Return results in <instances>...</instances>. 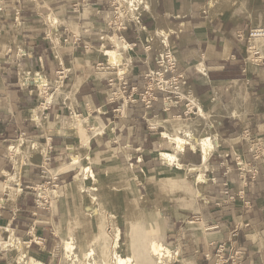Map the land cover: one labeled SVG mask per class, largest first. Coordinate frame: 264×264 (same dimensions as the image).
Listing matches in <instances>:
<instances>
[{"label": "crops", "instance_id": "obj_1", "mask_svg": "<svg viewBox=\"0 0 264 264\" xmlns=\"http://www.w3.org/2000/svg\"><path fill=\"white\" fill-rule=\"evenodd\" d=\"M145 1L150 7L114 30L115 0H0V239L11 232L42 264H62L56 231L64 204L75 205L64 189L76 171L68 161L88 154L93 171L119 174L120 243L127 227H155L174 264H264V40L250 35L264 28V0ZM111 33L130 49L100 72L102 46L116 45ZM168 50L185 77L180 98L166 104L158 91L147 108L139 92ZM28 72L43 79L28 83ZM111 78L127 84L119 99ZM188 107L207 115L188 117ZM75 115L82 124L72 125ZM179 133L187 142L177 168L158 153L176 150L169 136ZM207 135L219 144L205 165L191 142ZM243 166H255L256 177ZM44 186L62 190L46 208L36 202ZM13 259L0 247V264Z\"/></svg>", "mask_w": 264, "mask_h": 264}, {"label": "rangeland", "instance_id": "obj_2", "mask_svg": "<svg viewBox=\"0 0 264 264\" xmlns=\"http://www.w3.org/2000/svg\"><path fill=\"white\" fill-rule=\"evenodd\" d=\"M119 1L121 3L119 11L121 17H123L126 13L129 18L135 17L134 12H141L146 9L143 8L142 5L139 9H135L129 4V1ZM110 36L116 35L115 33H111ZM106 37V39L110 38L109 36ZM263 38L264 37H260L254 41L259 42V40H264ZM122 44V42L118 44L116 43L117 47L107 46V48H116L119 54L121 52L123 57V55H127L129 49H124ZM254 59L253 55L250 54L249 60L252 61ZM108 67L111 68L113 66H109L108 64L100 65L98 67V71L102 72V70H105ZM24 75L25 81L28 83L35 82V79L32 77V73L30 74V72H28ZM30 149L36 153L40 152L43 154L45 152L43 147L38 150H34L30 146ZM12 151L16 154L21 153V146L18 145L14 147ZM71 152H81L80 147H75L70 151V153ZM74 155L75 153L71 154L72 158ZM87 155L88 154L84 155L82 158L79 156L81 158V162L79 164L74 163L71 158L68 161H73V164L71 163L70 167L75 168L76 171L74 177L71 179V186H65L64 189L66 192L68 189L70 190L72 193V201H74L75 205H70V211L67 209L68 205L64 204L63 206L64 217L61 219L60 225L57 227L56 231L57 250L58 254L62 258V264H86L88 261L94 264L106 262H108V264H113V261L115 260H113L115 229L116 227L118 228V225L122 220L118 211V205H116V197L119 195V189H115V186L117 185L115 182L117 179L115 174H119L115 171V169L103 168L101 172L94 171L95 179L93 177H89L85 180L84 184H82L77 180L76 175L78 172L82 171L84 166L91 167V163L89 158H87ZM120 167V170L129 169L128 167H123L122 165ZM106 172L107 174H105ZM61 191V187L56 188V186H52L49 189L48 186L40 187L37 191L38 195L36 202L39 200V203L42 205L46 200H49L48 197H56L59 200L60 195H62ZM91 194L95 195L94 200L91 199ZM46 205H48V203H46ZM89 207L92 208L89 209ZM94 208H97V212L91 214V210ZM153 238L158 239V229L155 227H149L148 231L139 226L132 227L131 229L127 227L126 239L124 238V240L121 241L117 250L123 256L131 255L133 264H158L157 258H155V256H153L150 252V241ZM67 239L73 242H71L73 247L67 246ZM3 241L11 242L10 235L9 240L3 239ZM21 241L24 244L22 239ZM141 247L142 249L144 248L142 252L138 250V248L140 249ZM3 248L9 249L12 252V255L14 256L12 262L13 264H28V257L24 253L25 250L28 252L26 248H22L20 250L18 247L12 246L10 243ZM91 250L92 256H88V253ZM175 258L176 256L173 253V255L163 257L162 260L164 264H174Z\"/></svg>", "mask_w": 264, "mask_h": 264}, {"label": "bare ground", "instance_id": "obj_3", "mask_svg": "<svg viewBox=\"0 0 264 264\" xmlns=\"http://www.w3.org/2000/svg\"><path fill=\"white\" fill-rule=\"evenodd\" d=\"M124 1H129V4L134 7L135 9H139L141 7V5L143 6V8H148L150 7V4L148 2H146L145 0H124ZM222 1H225V0H211V2L209 3V7H213L215 6L216 4L218 3H221ZM47 18L51 21V16H47ZM165 32V31H164ZM164 34V33H163ZM110 40H111V43H121L119 41V38L117 36H111L110 37ZM258 41V40H257ZM260 41V40H259ZM107 45L106 43H104V45L102 46V50L104 52V55L107 57L108 59V64L109 66H114L116 64H118V62L121 61L122 59V55H121V52L119 54L118 50L116 48H107ZM123 48L124 49H130V46L127 45L126 43H123ZM116 46V45H115ZM119 46V45H118ZM129 51V50H128ZM123 52V51H122ZM126 53V52H125ZM124 56V55H123ZM127 56H128V53H127ZM114 68V67H113ZM123 72V71H122ZM31 74V73H30ZM43 74L41 72H34L32 77L36 80V81H39V79H43L42 78ZM34 80V81H35ZM44 85V84H42ZM239 100V99H238ZM198 115H201V116H205L207 115L203 108L200 107L199 111H198ZM76 116V115H75ZM73 126L77 125L78 123L80 124L81 123V120L79 118L74 117V120L72 122ZM82 124V123H81ZM163 124V123H162ZM72 126V127H73ZM80 127V125H79ZM180 128V127H179ZM187 128V127H186ZM194 128V127H193ZM181 129V128H180ZM183 130V129H182ZM181 130V131H182ZM184 131V130H183ZM185 135H188L190 137V140H194V134H192L191 130L190 129H185L184 131ZM176 134V133H175ZM163 137H167L168 135L166 133L162 134ZM170 139L176 144L177 146V149L174 150V151H161L160 153H158V155L163 159V161L169 165H175L177 168H180L182 167V163L180 162V152L181 151H184L186 148V142L187 140L185 138H183L180 133L179 135H174V136H169ZM88 139V138H87ZM89 140V139H88ZM219 140V139H218ZM193 145V147L196 148V145L197 144L200 148V151L202 153V157H203V161H204V164H208L209 163V159L211 157V155L213 154L214 152V149L217 145V138L216 136L213 137L211 135H207V136H204L200 139H196L195 140V143L194 142H191ZM89 143H85V145L87 147H89L88 145ZM219 144V143H218ZM22 145V144H21ZM31 148H33L34 150H38L40 149L42 146H40L39 144L37 143H33L30 145ZM15 146H11V148L13 149ZM90 156L87 155V158H89ZM73 161L74 163H80L81 162V158L79 156H76V154L73 156ZM208 167V166H207ZM196 169V168H195ZM207 169V168H206ZM107 174V172L105 173ZM118 175L115 174V177H117ZM89 177H93L95 179V173L94 171L92 170V168L90 166H84L82 171L81 172H78L77 175H76V178L78 181H80L82 184H84L85 180L88 179ZM15 178V176H14ZM17 178V177H16ZM15 178V179H16ZM198 180L200 182H203L204 181V177L203 175H199V178ZM7 187V186H6ZM9 187V186H8ZM13 189V188H12ZM11 189V190H12ZM91 199L94 200V197L95 195L91 194ZM94 202V201H93ZM92 207H89V209H91ZM93 210V211H92ZM91 210V214H93L94 212H97V208H94ZM9 230V229H7ZM119 236H120V230L119 228L116 227L115 229V239H114V250H113V264H133L132 263V256L131 255H128V256H123L120 254V252L117 250V248L120 246V242H119ZM10 237H11V242L10 241H6L4 242L3 239L1 238L0 239V247H6L8 245V243H10L12 246H16L18 247L20 250L22 248H25L23 242L21 241L20 238L18 237H15L11 232H10ZM72 241H69L67 239L66 243H67V246L68 247H73V242L71 243ZM138 250H140V252H142L144 250V248L142 249V247ZM150 252L153 256H155V258H157V263L158 264H164L163 262V257H166V256H169V255H173V251L172 249H170L168 246H166L164 243H162L161 241H159L158 239L156 238H153L151 241H150ZM27 257H28V264H42L40 261L36 260L33 256H31L26 250L24 252ZM88 256H92V250L88 253ZM25 257V256H24ZM23 261V260H22ZM26 261V259H25ZM96 262V261H95ZM27 264V263H26ZM86 264H94V263H91L88 261V263ZM99 264H108V262L106 263H99Z\"/></svg>", "mask_w": 264, "mask_h": 264}, {"label": "built area", "instance_id": "obj_4", "mask_svg": "<svg viewBox=\"0 0 264 264\" xmlns=\"http://www.w3.org/2000/svg\"><path fill=\"white\" fill-rule=\"evenodd\" d=\"M121 3L119 0H115L112 14L108 17V28L114 30H123L127 28V19L129 18L127 14L121 17L120 14ZM123 13V12H122ZM251 36L254 37H264V28L253 29L250 32ZM158 67L152 70L147 74L148 81L144 86V89L139 92L140 99L144 102L147 108H152L153 103L158 99V91L166 93L164 99H166V104L173 102V95L180 98V87L185 83V77L183 73L178 72L177 59L173 56L171 51H164L160 53V56L157 58ZM122 63V59L115 66H119ZM118 80V81H117ZM114 80L113 78L109 79L111 85H114L115 88L112 91V99H119L127 93V84L122 79ZM129 100H135L132 93L128 94L127 97ZM195 107H188L185 110V115L188 117L198 116L199 109ZM248 166V164H247ZM247 166L241 167V171H247L251 173L252 179H254L258 173V170L255 166L247 168ZM46 203L51 206V202L46 200L42 205L37 200V205L42 208H46ZM248 204V203H247Z\"/></svg>", "mask_w": 264, "mask_h": 264}]
</instances>
